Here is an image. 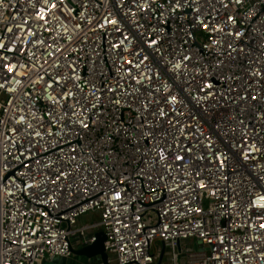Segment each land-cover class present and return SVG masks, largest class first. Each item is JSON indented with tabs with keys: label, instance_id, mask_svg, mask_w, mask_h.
Returning a JSON list of instances; mask_svg holds the SVG:
<instances>
[{
	"label": "built area",
	"instance_id": "built-area-1",
	"mask_svg": "<svg viewBox=\"0 0 264 264\" xmlns=\"http://www.w3.org/2000/svg\"><path fill=\"white\" fill-rule=\"evenodd\" d=\"M95 227L110 264H264V0H0V264Z\"/></svg>",
	"mask_w": 264,
	"mask_h": 264
},
{
	"label": "water",
	"instance_id": "water-1",
	"mask_svg": "<svg viewBox=\"0 0 264 264\" xmlns=\"http://www.w3.org/2000/svg\"><path fill=\"white\" fill-rule=\"evenodd\" d=\"M95 236H96V240L93 243L86 245V246H83V247H80V248H72L73 254L76 256L85 257V258H93V257L99 256L101 258L103 264H110L108 261V254L105 250V244L104 243L106 240V236H105L104 232L98 231L95 233ZM180 244L181 243L179 242L178 247L180 246ZM193 248L198 249V243L197 242L194 243ZM153 250L155 253L156 252V245H154ZM165 252H166V246L163 243L161 252L158 256V260L155 264H162ZM59 260H60L59 258H55L52 261H48V260L44 259L41 264H59Z\"/></svg>",
	"mask_w": 264,
	"mask_h": 264
},
{
	"label": "rangeland",
	"instance_id": "rangeland-1",
	"mask_svg": "<svg viewBox=\"0 0 264 264\" xmlns=\"http://www.w3.org/2000/svg\"><path fill=\"white\" fill-rule=\"evenodd\" d=\"M99 221V213L98 212H89L85 215H83L80 220H79V224L80 225H85V224H97ZM100 228L99 227H95L93 229V231L97 232L99 231ZM190 245L194 246V242H192ZM161 246L159 245V250H160ZM176 251L179 252L180 254V258L179 261H182V258L184 257L183 255L187 254V252L189 251V249L187 247H185V242L181 243L180 246L176 247ZM167 255L164 256L163 258V262L162 264H171L170 258H169V252L170 249H167ZM97 257H93V258H85V257H80V256H76V255H71L67 258H64L63 262L66 264H97ZM63 263V264H64Z\"/></svg>",
	"mask_w": 264,
	"mask_h": 264
},
{
	"label": "crops",
	"instance_id": "crops-1",
	"mask_svg": "<svg viewBox=\"0 0 264 264\" xmlns=\"http://www.w3.org/2000/svg\"><path fill=\"white\" fill-rule=\"evenodd\" d=\"M64 258H67V257L59 258V259H60V260H59V264H63V263H64V262H63ZM64 264H65V263H64ZM66 264H69V263L66 262Z\"/></svg>",
	"mask_w": 264,
	"mask_h": 264
},
{
	"label": "snow or ice",
	"instance_id": "snow-or-ice-1",
	"mask_svg": "<svg viewBox=\"0 0 264 264\" xmlns=\"http://www.w3.org/2000/svg\"><path fill=\"white\" fill-rule=\"evenodd\" d=\"M41 18H43V17H41Z\"/></svg>",
	"mask_w": 264,
	"mask_h": 264
}]
</instances>
